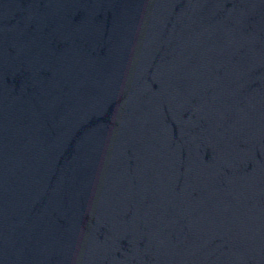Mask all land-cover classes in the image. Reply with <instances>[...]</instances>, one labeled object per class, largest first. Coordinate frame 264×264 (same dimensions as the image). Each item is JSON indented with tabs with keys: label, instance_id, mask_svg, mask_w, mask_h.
<instances>
[{
	"label": "water",
	"instance_id": "95a60500",
	"mask_svg": "<svg viewBox=\"0 0 264 264\" xmlns=\"http://www.w3.org/2000/svg\"><path fill=\"white\" fill-rule=\"evenodd\" d=\"M0 264H264V0H0Z\"/></svg>",
	"mask_w": 264,
	"mask_h": 264
}]
</instances>
